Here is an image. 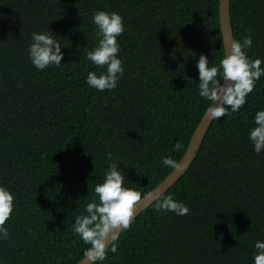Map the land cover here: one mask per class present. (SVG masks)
<instances>
[{
    "label": "trees",
    "instance_id": "obj_1",
    "mask_svg": "<svg viewBox=\"0 0 264 264\" xmlns=\"http://www.w3.org/2000/svg\"><path fill=\"white\" fill-rule=\"evenodd\" d=\"M219 0H0V184L14 193L0 240L4 264H77L91 247L73 231L109 161L122 162L128 187L145 197L178 163L212 104L199 95L201 54L224 58ZM234 41L264 60V0H230ZM124 18L118 38L124 76L112 91L86 80L99 37L93 14ZM49 30L64 54L59 67L30 61L31 33ZM264 67V64L261 65ZM223 82V81H221ZM264 109V76L238 112L214 118L186 172L163 196L190 212L157 211L162 195L94 264H254L264 241V151L249 130ZM181 147L177 149V145ZM115 244L116 252L111 251Z\"/></svg>",
    "mask_w": 264,
    "mask_h": 264
},
{
    "label": "clouds",
    "instance_id": "obj_2",
    "mask_svg": "<svg viewBox=\"0 0 264 264\" xmlns=\"http://www.w3.org/2000/svg\"><path fill=\"white\" fill-rule=\"evenodd\" d=\"M93 23L99 37L97 46L87 53V59L98 67L106 66V71L99 75L90 71L87 84L98 91H112L124 76L123 60L118 56L121 45L118 38L125 31L124 18L118 12L99 10L93 14ZM253 43L252 35L243 41H233L231 54L221 59L219 66L209 63L208 57L201 54L197 61L199 72V95L213 103L210 114L220 118L238 112L246 104L247 96L253 92L256 82L264 76V60H252L245 49ZM62 45L49 28L45 31L31 33L28 56L31 63L39 70L50 66L59 67L63 59ZM223 81V83L221 82ZM219 102V103H217ZM256 127L249 130V139L256 153L264 151V109L256 112ZM181 146L178 144L177 149ZM109 161L108 170L102 183L95 186L96 199L87 203L84 215L75 217L73 231L91 247L86 255L93 261L103 260L109 241L119 239L120 230L127 229L137 213V205L142 201V193L136 188L128 187L125 173L120 169L122 162L113 160L112 153H106ZM162 165L178 168L179 163L172 156L162 158ZM14 193L4 184H0V240L9 238L6 222L15 208ZM157 211H170L178 216L186 215L190 208L183 201L174 200L171 195L163 196L156 204ZM254 264H264V241L257 240ZM115 244L111 251L116 252ZM0 264H4L0 260Z\"/></svg>",
    "mask_w": 264,
    "mask_h": 264
},
{
    "label": "water",
    "instance_id": "obj_3",
    "mask_svg": "<svg viewBox=\"0 0 264 264\" xmlns=\"http://www.w3.org/2000/svg\"><path fill=\"white\" fill-rule=\"evenodd\" d=\"M229 1L230 0H219V8H218L220 31L222 34V42H223L225 55L231 54V47L234 41L232 25L230 21ZM213 119L214 118L210 114V106H209V108L201 118L197 128L193 132L188 147L183 157L179 161L180 166L178 168L173 169V171L156 188H154L149 194H147L145 197L142 198V201L139 202L137 205V213L134 216L133 220L139 214H141L145 209L150 207L169 188H171L186 172V170L193 162ZM122 231L123 229L120 230V233ZM113 242L114 241L108 242L106 250L111 246ZM97 260L93 261L90 257L86 255L77 264H94Z\"/></svg>",
    "mask_w": 264,
    "mask_h": 264
}]
</instances>
